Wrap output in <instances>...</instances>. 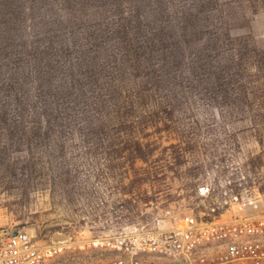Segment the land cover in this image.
Segmentation results:
<instances>
[{
  "label": "rangeland",
  "instance_id": "obj_1",
  "mask_svg": "<svg viewBox=\"0 0 264 264\" xmlns=\"http://www.w3.org/2000/svg\"><path fill=\"white\" fill-rule=\"evenodd\" d=\"M226 3L225 31L251 35L264 46V0ZM202 37L190 36L187 59L198 54ZM180 80L179 113L154 110L134 128L151 144L147 164L121 143L108 146V134L133 131L114 116L105 127L98 128L101 115L80 118L64 134L42 132L0 148V228L27 231L40 241L68 235L50 264H74L116 255L92 241L264 214V113L253 110L264 108L262 99L229 102L205 84ZM150 102L139 105L149 108ZM148 169L157 174L149 178Z\"/></svg>",
  "mask_w": 264,
  "mask_h": 264
},
{
  "label": "trees",
  "instance_id": "obj_2",
  "mask_svg": "<svg viewBox=\"0 0 264 264\" xmlns=\"http://www.w3.org/2000/svg\"><path fill=\"white\" fill-rule=\"evenodd\" d=\"M230 4L0 0V148L42 132L64 134L80 118L101 115L98 128L105 127L114 116L133 131L108 134V146L121 143L147 164L151 144L134 128L151 111L179 113L182 77L229 102L264 103V46L225 31ZM198 34V54L187 59L189 38ZM143 100L149 108L139 105ZM253 110L264 113L260 105ZM145 171L149 178L157 174Z\"/></svg>",
  "mask_w": 264,
  "mask_h": 264
},
{
  "label": "built area",
  "instance_id": "obj_3",
  "mask_svg": "<svg viewBox=\"0 0 264 264\" xmlns=\"http://www.w3.org/2000/svg\"><path fill=\"white\" fill-rule=\"evenodd\" d=\"M181 225L163 234L92 241L94 247L116 255L74 264H264V214ZM57 245L51 238L40 241L27 231L0 228V264H50L59 252Z\"/></svg>",
  "mask_w": 264,
  "mask_h": 264
},
{
  "label": "water",
  "instance_id": "obj_4",
  "mask_svg": "<svg viewBox=\"0 0 264 264\" xmlns=\"http://www.w3.org/2000/svg\"><path fill=\"white\" fill-rule=\"evenodd\" d=\"M69 240H70V236L68 235H54L51 238V242L53 244L64 243V242H68Z\"/></svg>",
  "mask_w": 264,
  "mask_h": 264
}]
</instances>
